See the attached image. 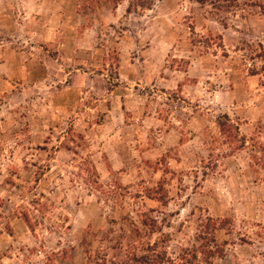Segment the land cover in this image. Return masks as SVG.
Listing matches in <instances>:
<instances>
[{
    "label": "rangeland",
    "instance_id": "rangeland-1",
    "mask_svg": "<svg viewBox=\"0 0 264 264\" xmlns=\"http://www.w3.org/2000/svg\"><path fill=\"white\" fill-rule=\"evenodd\" d=\"M162 253L264 264V0H0V264Z\"/></svg>",
    "mask_w": 264,
    "mask_h": 264
},
{
    "label": "trees",
    "instance_id": "trees-1",
    "mask_svg": "<svg viewBox=\"0 0 264 264\" xmlns=\"http://www.w3.org/2000/svg\"><path fill=\"white\" fill-rule=\"evenodd\" d=\"M202 1V3H203V0H201ZM149 5L150 4H148V6H146V7H149ZM217 122H219V128H220V130L222 131V132H225L226 131V129H225V127H226V124L225 123H223V121H221L220 119L217 121ZM227 132V131H226ZM225 132V133H226ZM234 138H236L237 137V128L236 127H234ZM231 137H232V134H231ZM233 138V137H232ZM233 138V139H234ZM155 248H157V245L155 244V245H153V248H151L150 250H154ZM165 263H167V264H172V262L170 261V260H166L165 259V253H162V254H156L155 256H154V259H153V261L151 262V264H165Z\"/></svg>",
    "mask_w": 264,
    "mask_h": 264
}]
</instances>
